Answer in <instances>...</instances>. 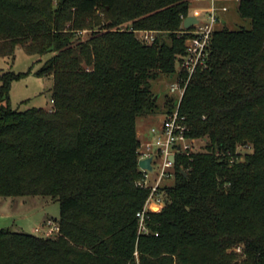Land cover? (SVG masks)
I'll use <instances>...</instances> for the list:
<instances>
[{
    "label": "trees",
    "instance_id": "trees-1",
    "mask_svg": "<svg viewBox=\"0 0 264 264\" xmlns=\"http://www.w3.org/2000/svg\"><path fill=\"white\" fill-rule=\"evenodd\" d=\"M192 1L0 0V55L51 53L36 73L54 79L53 108L21 110L11 89L28 72L0 74V197L58 200L61 232L0 229V264H264V0L238 3L250 28L214 32L180 107L205 151L177 156L139 230L138 122L176 106L151 81L176 73Z\"/></svg>",
    "mask_w": 264,
    "mask_h": 264
},
{
    "label": "built area",
    "instance_id": "built-area-1",
    "mask_svg": "<svg viewBox=\"0 0 264 264\" xmlns=\"http://www.w3.org/2000/svg\"><path fill=\"white\" fill-rule=\"evenodd\" d=\"M194 1L202 2L207 7L203 11L202 18L196 15L199 22L191 28L184 27L185 18L182 17L183 30L180 35H185L186 38L185 55L180 60L176 73L169 76L172 79L169 85L171 92L169 96L175 98L176 106L172 111L163 114V119L149 128L150 136L145 142H141L138 148L139 161L152 157L151 163L154 166L153 171L140 167L142 176L137 181L140 187L150 189L143 210L137 212L139 230L144 233L149 231L147 228L149 211L161 210L166 203L163 188L166 185H163V181H168L171 184L174 182L173 169L177 156L179 154L191 156L196 152L205 151L206 140L190 135L187 117L181 114L180 107L194 75L199 70H205L209 64L214 32L220 28L219 25L224 24L223 20L230 11L231 4L238 5L240 2V0ZM135 32L149 44L156 42V31L154 30L143 29L135 30ZM246 147V145L239 147L238 153L244 155L246 152H242V148L247 149ZM172 155L174 156L173 160L171 159ZM154 175L157 178L152 180ZM36 231L39 235L47 237H53L61 233L60 225L55 220L44 223L42 227H36ZM238 250L241 251L240 248Z\"/></svg>",
    "mask_w": 264,
    "mask_h": 264
},
{
    "label": "rangeland",
    "instance_id": "rangeland-1",
    "mask_svg": "<svg viewBox=\"0 0 264 264\" xmlns=\"http://www.w3.org/2000/svg\"><path fill=\"white\" fill-rule=\"evenodd\" d=\"M231 9L225 16L226 26L231 30H238L241 27H251V21L241 17L238 5L231 4ZM190 15H197L202 18L207 5L202 2L192 1ZM224 24L219 25L222 28ZM89 33L84 31L86 37ZM51 53L44 56L28 54L23 46H18L15 57L0 55V74L4 71L28 72L26 76L17 80L12 87L10 104L13 108L26 110L33 106L51 109L53 105V76H40L36 71L48 60ZM172 79L161 74L159 78L151 81L153 91L159 95L160 105H165L167 96L170 95V83ZM163 119V114H155L140 119L138 122V134H142L141 142L147 137L143 130L149 129L153 124ZM146 132V131H145ZM250 150V148H249ZM242 148V152L249 151ZM158 163V161H157ZM152 180L157 178L152 176ZM171 184L163 181V185ZM60 219V202L48 196H15L0 197V229H11L17 232H26L39 235L36 227H42L44 223ZM238 252H240L237 249Z\"/></svg>",
    "mask_w": 264,
    "mask_h": 264
},
{
    "label": "water",
    "instance_id": "water-1",
    "mask_svg": "<svg viewBox=\"0 0 264 264\" xmlns=\"http://www.w3.org/2000/svg\"><path fill=\"white\" fill-rule=\"evenodd\" d=\"M224 23H226L225 20H223ZM199 21H198V18L196 15H190L188 16L187 18H185L184 20V27L185 28H191L193 25L197 24ZM155 100H158V96H156L154 98ZM171 159L173 160L174 159V156L172 155ZM152 157H149V158H146V159H142L138 162V166H140L141 168L143 169H148L150 171H153L154 170V166H152ZM235 264H240V261H237Z\"/></svg>",
    "mask_w": 264,
    "mask_h": 264
},
{
    "label": "crops",
    "instance_id": "crops-1",
    "mask_svg": "<svg viewBox=\"0 0 264 264\" xmlns=\"http://www.w3.org/2000/svg\"><path fill=\"white\" fill-rule=\"evenodd\" d=\"M145 131H146V132H145ZM143 132L146 134V137H147V138L150 136V134H149V129L146 130V128H145V130H143ZM140 139L142 140V134H140Z\"/></svg>",
    "mask_w": 264,
    "mask_h": 264
}]
</instances>
